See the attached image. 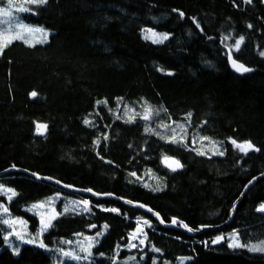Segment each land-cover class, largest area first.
<instances>
[{
    "label": "trees",
    "instance_id": "trees-1",
    "mask_svg": "<svg viewBox=\"0 0 264 264\" xmlns=\"http://www.w3.org/2000/svg\"><path fill=\"white\" fill-rule=\"evenodd\" d=\"M28 8L24 20L53 33L45 44L14 41L0 54V172L19 168L143 203L166 223L211 228H166L118 200L76 196L15 171L0 185L16 195H0V203L28 223L32 236L40 225L32 204L57 194L92 203L64 212L59 202L41 234L43 247L25 243L17 255L5 245L0 212V264H52L61 240L102 231L90 261L63 264H113L134 253L141 264L181 256L189 258L184 264H264L263 253L211 244L236 229L264 238V214L256 211L264 177L227 223L245 186L264 172L263 0H46ZM145 29L170 37L153 44L143 39ZM229 51L248 73L232 70ZM137 103L155 117L123 118L122 106ZM162 120L185 124L183 143L167 142ZM37 124L47 126L46 135H36ZM232 140L258 150L242 153ZM164 156L182 169L165 167Z\"/></svg>",
    "mask_w": 264,
    "mask_h": 264
},
{
    "label": "rangeland",
    "instance_id": "rangeland-1",
    "mask_svg": "<svg viewBox=\"0 0 264 264\" xmlns=\"http://www.w3.org/2000/svg\"><path fill=\"white\" fill-rule=\"evenodd\" d=\"M28 6L29 4L26 3V0H0V33L6 32L7 34L14 35L15 32L19 30L20 26L23 25L24 27H28V28L39 29L38 32H35L32 36L28 37L29 42L32 45L45 44L49 41L50 36L52 35L53 31L47 28L46 26L32 24V23L25 21L24 18L22 17V13L24 11H19L18 9L21 7L28 8ZM5 12L9 13V15L5 16L4 15ZM44 33H47L46 42L37 43L36 41L44 39V35H43ZM164 36H166L167 38L163 39L162 42H153L155 39L159 37H164ZM169 37L170 35L164 32H157L151 29H145L143 31V39L153 44H162L166 42L169 39ZM14 41L23 42V40H14ZM122 107H123V118L130 120L132 119V117H136V116L141 117L142 115H144L145 107H149V106L146 104L137 103V104H128V105L124 104ZM155 115L156 114L154 113V111H152L151 117H155ZM159 124L161 126V130L164 133L165 131L169 132V135L167 137L168 139L171 138L173 134V130H175L176 135L178 136H181L182 133H184V131H182L180 128L177 127V125H183L185 128V124L183 123H173L169 120L168 121L162 120L161 123ZM165 125H170V127L166 128L164 127ZM198 141H200V139ZM2 189H10V188L2 186ZM2 189H0V195L5 196L7 201L11 200L13 196L11 199L8 198L11 195V193L10 192L5 193L3 192ZM84 201L88 202L86 208L84 205ZM59 202H61L62 211L64 212L65 211H76V212L85 211L89 208V205L92 203L90 200L83 199L81 197L80 199H77V198L65 196L63 194H57V195H54L53 197H50L45 200L32 204L31 206L28 207V209L31 212H33L40 220L39 231L36 236H32L30 234L29 229H28V223L25 222L24 219L12 215L9 212L7 206L0 203V212H1L2 221H3L2 224H3V231H4V239H5V236L8 237L7 240L5 239V245L8 246L15 255L19 253V250L22 244L31 243V244H37L39 246L43 245L41 241V234L50 228L52 221L58 216L59 211L57 209V205L59 204ZM34 205H43V207L35 208ZM4 208H7L8 210L6 213L4 212ZM102 209L107 210L105 208H102ZM261 214H264V213H261ZM5 221H9V222L16 221L17 223L6 224ZM42 221H43V224H42ZM44 224H48L49 226L47 228H44L43 226ZM16 233H19L21 236H23V240L19 239ZM103 233H104L103 231L96 233L95 235L79 233L73 236V238L69 240L68 239L61 240L60 246L58 247V249L53 250L52 264H63V262H65L66 260L75 261L79 263L90 261V259H92L91 257L94 255L93 248L96 246V244L99 243L100 238L102 237ZM233 233H236L238 237V242L241 244V247L239 248H245L248 250L252 246L264 244V238L262 237H256L253 239H250L249 237L246 238L242 235L239 229L230 231L227 234H219L213 237L211 239V244L218 245V244L225 242L227 245H229V243L232 242L231 238H232ZM217 237H222L220 242L212 243V241H215ZM26 241H30V242H26ZM90 242L92 244V247L90 248L91 254L89 255L87 252L83 251L82 248L87 247ZM230 248H236V247H230ZM66 252L71 253V256H65L64 253ZM250 252H257V253L264 254V252L262 251H250ZM74 257H79V259H75ZM188 259L189 258L186 256H181L175 261H168V260L160 261L156 257L154 258L152 264H184L185 262H187ZM143 260L144 259L142 256H140L137 253H134L124 258L115 259L113 261V264H141Z\"/></svg>",
    "mask_w": 264,
    "mask_h": 264
},
{
    "label": "snow or ice",
    "instance_id": "snow-or-ice-1",
    "mask_svg": "<svg viewBox=\"0 0 264 264\" xmlns=\"http://www.w3.org/2000/svg\"><path fill=\"white\" fill-rule=\"evenodd\" d=\"M245 3H250L251 0H244ZM26 3L29 4V5H43L44 3H46V0H26ZM19 11H24V12H27L29 11V8L27 7H21L18 9ZM5 16L9 15V13L5 12L4 13ZM182 15V14H181ZM39 29H32V28H28V27H24L23 25L20 26L19 30L17 32H15L14 35L12 34H7L6 32L5 33H0V54H3L4 50L13 43L14 40H23V42L25 44H27L28 46H33L30 42H29V39L28 37L29 36H32L35 32H38ZM44 39L42 40H39V41H36L37 43H45L46 42V37H47V33H44ZM155 35V34H153ZM167 37L164 36V37H159L157 39H155L153 42H162L163 39H166ZM242 39L241 38L240 40H237L236 41V47L239 48L241 42H242ZM233 67L239 71V72H247L249 69L245 68L244 66L242 65H239V64H236L235 62H233ZM31 95L33 97H35L37 95L36 92H32ZM151 114H152V109L149 108V107H145V114L141 116L142 119L144 120H149L151 118ZM135 117H132V119H134ZM189 119H190V114H189ZM129 122H131V119L129 120ZM86 124L90 123V121H85ZM164 127L168 128L170 127V125H165ZM178 128H180L182 131L186 132V129L184 128L183 125H177ZM36 128H37V132L38 134L40 135H43L44 133V130H46L47 126L46 125H43V124H37L36 125ZM161 138H164V137H161ZM204 140H207V137H204L203 138ZM167 142L169 143H183L184 142V137L181 136L179 139H177V136H176V132L175 130H173V134L171 136L170 139L167 140ZM232 144L234 145V147H236L240 152L242 153H247L249 150H258V149H255L254 146L248 142V143H237L235 140H232ZM198 155H204V152L203 151H198L197 152ZM216 154V153H214ZM222 155V153H220ZM163 163L165 165V167H168L171 171H176L177 169L183 167V165H181V163L178 161V160H174L172 159L171 157L169 156H164L163 157ZM147 187V185H145ZM0 189H2V186H0ZM3 192L5 193H8L10 192L11 195L8 197L9 199L12 198V196H15L16 193L15 191H13L12 189H2ZM159 190V189H157ZM87 204L88 202L87 201H84V205H85V208L87 207ZM35 208H40V207H43V205H34ZM142 207V205H141ZM107 210H110V211H117L116 209H107ZM8 210L7 208H4V212L6 213ZM257 212H260V213H264V204H261L257 209H256ZM6 224L8 223H12V224H15L17 223L16 221H5ZM22 223V222H20ZM145 223H147V221H145ZM175 223V221H174ZM42 224H43V221H42ZM44 228H47L49 225L48 224H44L43 225ZM107 227V226H105ZM17 237L21 240H23V236H21L19 233H16ZM133 240L136 238V234L134 233L131 237ZM5 239L7 240L8 237L5 236ZM222 239V237H217V239L215 241H212V243H219L220 240ZM232 242L229 243V247H236V248H239L241 247V244L238 242V237L236 235V233H233L232 235V238H231ZM26 242H30V241H26ZM141 243H143V241H141ZM132 247H135V245H131ZM41 247H43V245H41ZM92 247V244L91 242L88 244L87 247H84L82 248L83 251L87 252L89 255L91 254L90 253V248ZM249 251H262L264 252V244H260V245H255V246H252L248 249ZM65 256H71V253H64ZM75 259H79V257H74ZM87 258V257H85Z\"/></svg>",
    "mask_w": 264,
    "mask_h": 264
},
{
    "label": "water",
    "instance_id": "water-1",
    "mask_svg": "<svg viewBox=\"0 0 264 264\" xmlns=\"http://www.w3.org/2000/svg\"><path fill=\"white\" fill-rule=\"evenodd\" d=\"M228 60H229V64H230V67L232 68L233 71H235L236 73H239V74H244V73H248L250 71L249 68H247L246 66L240 64L238 61H236L233 56H232V53L229 51L228 52ZM233 62H235L236 64H239V65H242L244 66L245 68L249 69L247 72H239L237 71L234 67H233ZM47 128L46 130H44V133L43 135H40L38 134V132L36 131V135L38 136H44L46 135L47 133ZM256 149V148H255ZM173 159V158H172ZM176 160V159H174ZM179 169H182L179 168ZM177 169V170H179ZM23 172V173H26L30 176H33L39 180H44V181H47L49 183H52L54 185H57L59 187H61V189H64L65 191L67 192H71L73 193L74 195L76 196H87V197H92L94 199H99V198H105V199H115V200H118L120 201L121 203H125L127 204L128 206L130 207H135V208H138V209H141L143 211H145L146 213L148 214H151V215H154L157 217V219L160 221V223L163 225V227H166V228H180V229H185L187 230L188 232H200L202 230H206V229H209L211 227H208V226H204V227H201L198 231H194L192 230L190 227H188L183 221H179L178 219H172V221L170 223H166L163 221V219L161 218V216L153 209H151L150 207H148L147 205L143 204V203H138V202H134V201H130L128 199H125V198H121V197H117L115 196L114 194H111V193H106V194H100V193H97V192H94L90 189H80V188H72L68 185H64L62 183H60L59 181L57 180H54V179H51V178H47V177H42V176H39L37 174H33V173H30L28 171H25V170H22V169H19V168H11V169H7L3 172H0V179L4 178L5 175L9 174L10 172ZM261 177H264V172L261 173L260 175L254 177L246 186L245 188L243 189V191L241 192V194L239 195L238 199L234 202L233 204V207H232V212H231V215L229 217V219L227 220V223L230 222L232 220V217L234 215V212H235V209H236V204L242 199V196L246 193V191L256 183V181L261 178ZM142 205V207H141ZM175 221V223H174ZM176 224H180V226H176Z\"/></svg>",
    "mask_w": 264,
    "mask_h": 264
},
{
    "label": "bare ground",
    "instance_id": "bare-ground-1",
    "mask_svg": "<svg viewBox=\"0 0 264 264\" xmlns=\"http://www.w3.org/2000/svg\"><path fill=\"white\" fill-rule=\"evenodd\" d=\"M264 204V203H263ZM259 207V206H258Z\"/></svg>",
    "mask_w": 264,
    "mask_h": 264
}]
</instances>
